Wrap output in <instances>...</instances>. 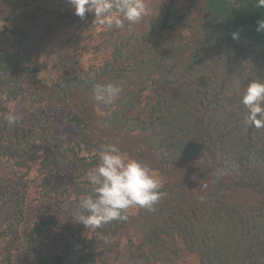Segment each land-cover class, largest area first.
<instances>
[{
    "label": "trees",
    "instance_id": "16d2710c",
    "mask_svg": "<svg viewBox=\"0 0 264 264\" xmlns=\"http://www.w3.org/2000/svg\"><path fill=\"white\" fill-rule=\"evenodd\" d=\"M261 21L256 0H167L161 18L103 33L99 66L56 79L0 50V162L15 168L0 178L1 264L20 248L33 189L47 209L26 248L47 232L62 244L38 264H264V128L245 125L241 103L250 81L264 82ZM107 83L121 92L99 103L93 88ZM22 98L35 107L9 125ZM51 110L77 134L51 139ZM103 144L146 164L164 195L90 229L76 217Z\"/></svg>",
    "mask_w": 264,
    "mask_h": 264
},
{
    "label": "rangeland",
    "instance_id": "374dc122",
    "mask_svg": "<svg viewBox=\"0 0 264 264\" xmlns=\"http://www.w3.org/2000/svg\"><path fill=\"white\" fill-rule=\"evenodd\" d=\"M166 2L145 0L149 7L147 15L161 18ZM60 12L65 15L63 18ZM67 14L69 16L66 17ZM108 30L96 21L92 12L86 13L84 18L76 16L69 0H0V50L17 53L31 66L39 67L43 78L71 77L92 65L99 66L107 57L101 42L102 34ZM34 107L35 104L22 98L11 109L12 113L21 117L28 115ZM66 113L52 110L47 113V118L53 124L51 139L67 133L77 134L71 125L63 124ZM13 173L15 168L11 163L0 162V178ZM37 196L33 189L28 199L26 219L21 226L20 248L13 252V264H38L43 249L47 255L61 250L62 244L58 239L53 241L49 237L54 232H47L41 246L31 250L26 248L34 222L47 209L46 203L37 200ZM129 210L136 212L137 206ZM9 221L8 213L0 218V232ZM52 242L56 245L53 246ZM2 246L0 241V249ZM1 261L0 256V264Z\"/></svg>",
    "mask_w": 264,
    "mask_h": 264
},
{
    "label": "clouds",
    "instance_id": "9594fccd",
    "mask_svg": "<svg viewBox=\"0 0 264 264\" xmlns=\"http://www.w3.org/2000/svg\"><path fill=\"white\" fill-rule=\"evenodd\" d=\"M74 14L84 18L92 12L96 21L111 29L123 28L124 22L138 23L149 12L145 0H69ZM258 8H264V0H256ZM264 29L261 21L258 30ZM236 38V34H233ZM121 88L113 83L97 84L93 88L94 99L99 103H111L118 98ZM247 109L244 123L246 126L264 128V82L252 80L241 97ZM3 119L15 125L18 117L6 113ZM222 171L213 173L219 179ZM92 186L91 194L79 200V224L97 229L116 220H126L127 210L138 206L152 210L164 193L160 180L152 174L146 164L127 157L114 144H103L98 153V163L86 173Z\"/></svg>",
    "mask_w": 264,
    "mask_h": 264
}]
</instances>
